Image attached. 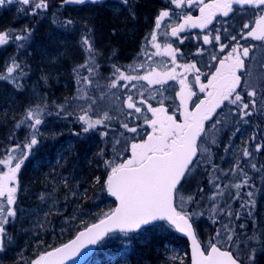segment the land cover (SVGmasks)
Segmentation results:
<instances>
[{"label":"snow or ice","instance_id":"1","mask_svg":"<svg viewBox=\"0 0 264 264\" xmlns=\"http://www.w3.org/2000/svg\"><path fill=\"white\" fill-rule=\"evenodd\" d=\"M25 6L22 11L32 16H38L40 12L47 11L50 8L49 0H15ZM100 0H61L60 7L70 4L84 5L86 3L96 4ZM124 5H128L129 0H121ZM14 0H0V7L11 5ZM169 3L177 8L188 6H198L199 15L192 16L185 14L183 22L171 27L170 35L179 37L181 32L186 28L208 29L209 25L217 19V16L228 17L235 11L234 6L239 5L241 8L250 7L254 12H258V17L253 23H244L241 31L237 35H231L230 41H234L231 46L228 43H221L219 29H215V35L208 31L202 36L204 45H219L220 52L230 48L223 58L211 54L210 59L214 65H206L211 70L208 74L202 73L195 62H186L177 64V54L179 49L173 47L171 43L161 44L158 40L156 30L161 29L162 22L169 18L170 10H161L155 19V30L146 39L150 46L155 49L154 52L147 54L149 60L152 57H168L172 67L167 64L157 63L156 67L145 69L144 63L129 65V70H122L121 67L112 65V78L108 85L109 88L116 89L122 87L127 90L124 106L128 110L125 112L126 118H133L141 123L122 122L121 127L126 132L133 134L129 139L124 137L123 152L127 156H118L115 159L104 160L103 163L108 169L104 187L107 192L116 198L118 205L104 213L96 223L86 226L80 231L75 239L61 247L52 249L39 254L31 264H66V261L80 254L81 250L89 245H97L110 234L122 233L127 236L130 233L140 232L146 229H163L165 227L175 229L183 233L191 240V261L190 264H256L258 251L264 252V244L260 248L249 247L247 241L255 239L254 236H246L245 244L241 246L235 229L229 228L224 224V232L217 230L215 239H209L207 245H203L198 239L196 230L193 226V217L195 213L186 211L185 205L194 202V197H184L180 194L182 181L191 176L193 172L200 167L202 160L211 161V147L205 145H215L217 136L223 127L228 123L227 118L221 120L215 118L218 116L217 110L229 108L233 116L236 117L235 123H249L248 117L253 115V110L257 105V88L254 81H251L252 72L248 70L246 60L250 59V53L254 50V45L245 46L240 40L252 39L264 42V0H211L206 3L205 0H169ZM30 9V11H29ZM73 21L67 19L62 27L67 28L72 25ZM34 29L25 27L20 32L12 30H0V47L9 44H16L17 47L23 48L24 41L29 40ZM89 32L91 29L88 30ZM227 32V29H225ZM164 35H168L165 31ZM187 37L180 38L183 43ZM199 39V37H197ZM80 44L84 51L87 52L86 62L79 65L74 71L79 76V69H84L87 75L80 76L78 83L83 85L79 99L91 101L87 107H81L83 113L77 117L82 123V132L88 133L97 126L108 128L112 116L108 111L98 114L95 119L89 115L92 111L95 100L87 95L84 89L93 85L99 88V82L94 81L98 72V65L95 61L96 50L92 38L84 34L80 38ZM204 49L200 48L195 53L197 56L203 55ZM163 67V70H158ZM177 67L182 68V73H177ZM140 69H145V74H139ZM241 70L247 72L250 82L245 95L241 94L242 80ZM136 73V74H132ZM193 75V82H189L188 75ZM24 75V67L17 59H11L6 68V74H0V80L10 81L17 88L21 87L18 76ZM207 75V82H202L201 76ZM179 79L180 90L176 93L179 98V104L176 109L169 111L164 104V98L157 101L158 106L153 107L148 102L149 99H156V96L145 98L141 88L159 85L161 88L168 81ZM124 82V83H121ZM138 82H146L137 88ZM198 85V96L194 86ZM135 90L136 95L133 94ZM157 95L163 97L162 91L156 89ZM195 97V99H193ZM56 114L72 115L67 112L65 105H57ZM43 110L41 105H35L27 109L24 120L20 124L27 123L32 130L28 142L21 146L19 144L7 150L4 158H0V253L7 250L12 243V236L9 233V227L14 224L18 211L17 199L19 192L18 174L21 171L25 161L29 159L34 147L38 145L40 128L43 123ZM20 125L18 124L17 127ZM240 127H235L233 135L240 132ZM80 135V133H76ZM102 136H108V132L101 133ZM122 137L123 133L120 134ZM256 137L253 136L252 140ZM121 141L117 140L116 144ZM264 150V144L257 143L255 151ZM19 153V154H17ZM103 156V152L100 153ZM253 153L247 148L243 150V156L252 157ZM215 168V165H211ZM251 168L256 169L255 163ZM239 171L243 178L239 183L231 185L236 189L244 186L255 187L250 185V177L237 163L230 171ZM219 179V177H217ZM99 182V177L96 178ZM230 185L225 184L224 189ZM216 191L210 198L215 201L217 197L223 196L220 184H215ZM199 191L203 193L204 189ZM249 198L245 203L240 205L247 210V216H252V209L255 206L253 191L246 193ZM240 192L237 191L234 199H241ZM43 199V196H41ZM211 212L216 215L234 217L239 220L240 213L230 210L226 205L221 208L219 204H214ZM203 215V213H200ZM215 222V221H214ZM245 225L241 224L240 228L244 229ZM236 249L234 251L233 249ZM175 259V257H174ZM179 264H184L181 259Z\"/></svg>","mask_w":264,"mask_h":264},{"label":"trees","instance_id":"2","mask_svg":"<svg viewBox=\"0 0 264 264\" xmlns=\"http://www.w3.org/2000/svg\"><path fill=\"white\" fill-rule=\"evenodd\" d=\"M13 4L16 6L12 9H23L19 7L23 6L21 4L16 2ZM8 9H10V7L8 8L5 6L3 9L1 7L0 19L5 17L4 15L8 12ZM23 13H25V11H23ZM143 13H147V11H143ZM132 23L133 25L130 26L118 25V27L120 30L125 29L131 33L130 36H133L135 35L134 30L136 29V24L133 21ZM95 40L94 43L96 48H100L103 53L102 55L96 53L97 60L100 61L101 64H110L107 60L108 57H111V59H121L123 51L129 53V49H134L135 46V43L131 44L126 40L119 42L117 39H115V41L112 39L110 44L108 43L110 41L104 37V42L101 44L99 43V45L96 38ZM106 48H109L110 53L105 51ZM20 49L21 51L18 55L12 56L13 54H9V56H12L10 61L15 58L20 61L24 67V75L18 76L21 87L17 88L12 82L1 80V82L5 81V88L14 92V95H11L8 100L6 99V96L2 94L1 100H6V107L0 112V129L4 124L8 125V122L11 121L14 116L19 119V122H21L30 106V104L27 106L26 104H22L19 97L30 94L31 87L28 72L29 70L31 71L33 67H31V59H28V54L25 53L27 48L24 46ZM9 53H12L11 50ZM67 64L70 67L72 64L71 58L68 60ZM111 64L117 65V62ZM49 75L51 77V73H49L48 76ZM75 84V80L73 79L69 84V88H66L65 91H60L62 92V95L59 94L61 100L65 101L64 105L66 111L72 112V115L61 113L58 116L56 114L57 105L51 103L48 107L44 108L45 111L42 116L43 123L39 126L40 135L38 138L40 142L33 148L32 154L29 156V159L25 161V164L22 166L21 171L18 174L19 192L16 205L18 213L20 211L19 209L22 208L25 209V211H28L33 206L30 204L31 200L33 204L37 203L36 201H33L34 198H39L37 194H34V188L37 185L43 184V189L45 190L47 179L49 181L54 179V181L57 182L62 176H66L65 174L67 171L65 169L72 170L73 176L71 177H76L77 180L81 182L80 184H83L81 191L84 193V196L87 192L90 206L97 203V200H100L102 204L106 202L110 203L106 206L103 214L114 208L113 201L108 199L106 190L104 189V181L106 180L108 169L103 161L114 159L113 157L115 155L116 146L112 145V139L114 135L115 138L117 137L116 139H118L121 131L118 134H115V132L110 129L111 126L108 128L97 126L96 129L90 130L88 133L82 132L83 125L78 121V113L72 109V104L70 102V98L75 92ZM259 94L256 99H258L259 96L264 97V94L261 91ZM244 95L245 100L247 101L248 98L246 92H244ZM257 105L262 106L264 104L260 103ZM258 108L256 106L253 110V115L248 117L249 123L244 124L246 129L242 130V127H240L242 133H246L242 135L246 137L247 149L252 152L253 155L250 158H245L240 155V157L235 160V164L229 166L230 169H233L237 163H240L241 167L244 168V171L251 178L249 184L255 185V187L244 186L238 190L231 186L239 183L243 176L238 170L232 172L229 169L227 177L218 182V184L221 185L223 196L217 197L215 201L211 200L210 198L216 191L215 184H217L212 182V177L210 178L212 175L211 165L214 164L212 163V160L210 162L208 160H202L200 167L193 172L195 178L191 182L189 180L186 181L180 189V194L184 197H194V202L188 204L189 208H187L186 211L190 213L197 212L193 217V223L198 237L204 245L206 244V242H203L205 241L203 240L204 234L207 235L209 239H215L216 231L220 230L221 232H224L223 226L224 224H227L229 228L235 229L236 233L240 234L237 239L241 246H244L245 237L254 236L257 229L256 227L260 224L261 212L264 210V150L256 152L255 145L257 143L264 144V112H262V109L259 110ZM17 125L15 127H17ZM19 125V128L14 133H10L7 130L5 131L4 136L0 138V157H4L7 150L15 145L19 144L22 148L23 145H25L24 143L27 142L31 134V129L22 132L24 127L21 124ZM8 127L12 128V125H8ZM50 131H52L53 134H51ZM104 131L108 132V136L105 137L101 135ZM122 131L124 132L123 129ZM54 133L55 136L53 137ZM76 133H80V135H76ZM240 135L241 134L234 136L239 137ZM253 136L256 137L255 140H252ZM225 137L221 139L222 142H225ZM55 138H57L56 142ZM221 149L222 144L220 146L217 145L215 151L220 152ZM101 152H103V156L100 155ZM216 160L219 163V155H217V159L215 155V167L220 165V163L217 165ZM252 163L257 165L256 169L251 168ZM224 165L227 167L226 163ZM97 177L100 178L99 182H95ZM189 178H191V176ZM225 184L230 186L227 189H224L223 186ZM200 188L204 189L203 193L199 191ZM237 191L240 192L241 199H234ZM248 191H253L254 196L252 199L255 200V206L252 209L251 217L247 216L246 209L240 207L242 203H245L249 199L246 195ZM45 193H48V191H45ZM214 204H219L221 208H224L227 205L234 213L239 212L241 218L236 220L234 217L230 218L224 215L213 214L211 209ZM200 213H203V215H200ZM103 214H92L91 219L86 221L83 226H80L77 231L97 222ZM241 224L245 225L244 229L240 228ZM18 226L19 224H15L14 228L17 230ZM54 234H56V231H53L52 233L45 229L44 231H41L39 236L35 237L40 244V254L46 251H51L59 245L61 246L76 233L69 236V238L67 237L65 240H62L60 237H53ZM111 237L122 242L115 246L111 243L109 244L108 239L100 245L98 252L92 257V264H166L169 256L168 246L179 247L188 254V243L177 232H174L171 228L167 227L163 229H146L140 232V234L127 236L120 234ZM139 240H143V242L141 243ZM251 244L250 241H247L249 247H251ZM262 244H264V237ZM116 247H118V249H116ZM8 249L11 251V247L9 248L8 246L7 250ZM7 250L5 252H9ZM233 250L236 251L235 248ZM10 262H13L14 264H31L30 260L26 261L24 259H18V261L13 260ZM257 262L264 264V254L258 256ZM186 264H189V258H187Z\"/></svg>","mask_w":264,"mask_h":264},{"label":"bare ground","instance_id":"3","mask_svg":"<svg viewBox=\"0 0 264 264\" xmlns=\"http://www.w3.org/2000/svg\"><path fill=\"white\" fill-rule=\"evenodd\" d=\"M49 3L50 8L46 12H40L38 16H32L23 13V11L19 9H10V11H8L4 15L5 17H2L0 19V30H12L15 32H20L25 27L34 29L29 40L24 41L23 44L27 48L25 53L28 54V59H31V67H33L32 70H29L28 72L30 87L34 88V86L36 85L37 89L35 90L36 92H29L30 94H27L28 96L25 95L19 98L21 99L22 104H26V106L30 104L29 108L34 107L35 105H41L43 112L45 111L44 108L48 107L50 103L54 105L65 104V101H62L61 97L59 96V94L62 93L60 91H65L66 88L68 89L69 84L73 81L74 77L78 76L77 72L74 71V69H77L79 64H81H78V62L81 61V59L83 60V62H86L88 54L84 55L82 53L84 50L82 48V45L80 44V38L82 35H84V33H81V31L88 32V30L91 28L92 34L98 41V45L99 43L101 44L104 42V37L110 41L108 42L110 44L112 39L113 41L117 39L119 42H123L124 40H126L131 44H134L135 40V35L130 36V32L126 31L125 29L120 30L118 27V25L124 26L123 24L130 23L133 20L126 16H122L121 18L118 17L119 13L116 11V7L114 5H110L102 11H96L89 8L84 9L81 6L72 7V5H64L63 7H60L61 0H49ZM139 4L140 6L135 9L136 11L134 12V14L135 16H137V18L143 20L144 16L146 15V13H143V11L149 12L150 9H152L150 8L152 6V2L150 0H144L143 2L139 1ZM67 19H71L73 21V24L68 26L67 28L62 27L63 23ZM67 33L76 34L70 35ZM95 41L96 40L93 37L92 42ZM7 48L9 49L8 52L6 51V53H4L3 51ZM10 49L12 53H9ZM131 50L132 49H129L128 52L130 53ZM20 51L21 49L17 47L16 44H9L7 46L0 47V74H6V68L11 62L10 58H12V56L14 55H18ZM97 51L102 52V50L100 49H97ZM105 51L107 53H110L109 48H106ZM129 53L123 51V54L121 55L124 57L125 54ZM9 54L13 55L9 56ZM76 55H79V57H77ZM69 57L72 60V64L70 65V67L67 64ZM107 60L110 62V64L107 63L110 66L113 65L111 64L113 62H117L119 64H124L125 62H127V59L119 60L116 58L111 59V57H108ZM97 64L101 66L98 68L97 73L106 72L108 70L106 65L103 63L101 64L100 61H97ZM81 72L84 71L81 70ZM49 73H51V77L50 75L48 76ZM44 79H46V81H44ZM4 82L5 81L1 82L0 80V112L6 107V100H1L2 94L5 95L6 99L8 100L11 95H14V92H11L5 88L6 84ZM17 124H19V119L14 116V118L8 122V125H12V128H9L7 124L1 126L0 138L4 136L5 131L7 130L10 133H14L19 128L15 127ZM110 126L113 127V131L115 132L117 128H114V124L112 123L110 124ZM111 127L110 129H112ZM50 132L51 134H53L52 131ZM54 136L55 133L53 137ZM56 141L57 138H55V142ZM65 170L67 171L65 175L68 179L64 180L68 181L67 183H69V186L73 185L75 183L74 180L71 181L73 171L69 169ZM82 187L83 184H80L78 186V188H81V190ZM54 188H56L59 197H63L68 194L71 195L68 186L65 187L63 185H56ZM81 190H79L81 199L80 202H82V204H84L83 207L86 208L89 205V198L87 197V192L84 196ZM45 191H48L50 197H52V195L54 196V193L56 194V192L52 190V185L46 186L45 190L43 189V184L37 185L34 188V194H37L39 198L40 195H44V197L50 198L49 196L47 197ZM37 200L38 197L33 199L34 202H37L34 204L32 200L30 201V204L33 205L31 208H35L40 204ZM21 210L25 209L22 208ZM44 229H46L47 231H51L52 233L53 231H56V234H54L53 237H60L62 240L67 239V237L63 238L58 234V224L54 225V219H46ZM80 231H77L76 234ZM76 234H74L73 237L67 240L65 243L74 239L76 237ZM8 264L14 263L10 262Z\"/></svg>","mask_w":264,"mask_h":264},{"label":"rangeland","instance_id":"4","mask_svg":"<svg viewBox=\"0 0 264 264\" xmlns=\"http://www.w3.org/2000/svg\"><path fill=\"white\" fill-rule=\"evenodd\" d=\"M15 6L16 5L11 4L10 9H12ZM4 7L5 6H2V9ZM10 9H8V11H10ZM257 49L258 50L256 51V57L254 59L255 66L252 67L251 70L249 71L252 72L251 81H254L256 88H257V93L259 94L260 91H262V93L264 94V46L257 48ZM8 50L9 49L7 48L3 52L6 53V51ZM73 61H74V58H73ZM95 61L97 64V61H98L97 56H95ZM84 75H87V72L80 71V76H84ZM245 76L246 78L242 82L244 92L249 90L248 83L250 82V78L248 74H246ZM111 78H112V69L109 68L106 72L97 73L92 78L94 81L99 82V85H100L99 88L93 85L90 88L84 89V91L87 92V95L91 96L95 100L92 111L89 112V115L92 116L93 119H95L98 114L102 113L103 111H108L109 115L113 117L110 124L114 123L115 120H116V123H119V121L121 120V117L125 115V112H126V108L123 103L124 99L126 98V92L124 93L123 91L124 89L122 87H118L116 89L109 88L108 85L111 81ZM79 79L80 77L78 76L74 77V80L76 83L75 88H74L75 92L73 96L70 98L72 109L76 113H78V116L83 114L80 111L81 107L86 108L88 103L91 102L86 99L77 98L80 95H82V92H78V89H83V85L78 83ZM44 81H46V79H44ZM36 89H37V86L35 85L34 88H31L30 93L36 92L35 91ZM260 103L264 104L263 96H259L257 99V104H260ZM256 106L257 108L261 107L258 109L259 110L262 109V112H264V105L262 106L256 105ZM231 116H233V114L228 109L229 122L227 123V125L230 129L229 134L226 137L223 135L225 133L224 132V128L226 126L225 125L222 131L217 136V143L214 145V149H211V151L215 152L214 155H216V159H217V155H219L220 157V160H219L220 165H218L219 163L216 160L218 166L211 169L212 175L210 176V178L212 177L213 183H218L219 180L222 181L224 178L227 177L229 169H230L229 166H231L232 164H235V160H237L240 157V155L243 156V150L247 148L246 137H244L242 134L239 137H235L233 135V131L235 127H242V126L244 127L245 125L243 122L237 125L234 121H232V119L230 118ZM80 124L82 123L80 122ZM21 125L24 127L22 132H25L27 129H30L27 123H23ZM111 128L113 130V127ZM121 128H117L115 131V134H118L120 131L121 133L125 134L126 130L122 128L124 130L123 132ZM243 134H246V133H243ZM127 136L128 138H131L130 135H127ZM223 137H225V142H222L221 140ZM116 138L114 135L112 139V145L116 146L115 155L113 157L114 159L117 158L118 156L128 155V153L122 151V148L125 147L124 141L123 143L119 145L117 144L115 145L117 141ZM27 142H25L24 144H26ZM221 144H222L221 151L216 152L215 149L217 145L220 146ZM205 146L211 147V145H205ZM211 157H212V154H211ZM0 158H4V157L1 156ZM225 163L227 164V167L224 165ZM217 177H219V179H217ZM194 178H195V175L192 174L191 178H188L187 181L189 180L191 182ZM64 179H68L67 176H62L61 179L57 180V182L54 181V179L50 181L47 179L46 186L52 185L53 186L52 190L56 192V194L54 193V196L52 195V197H50L49 193H46L47 197L49 196L50 198H46L43 195V199H41V195H40V198H38L37 200L39 201L40 204L36 206L35 208H30L28 211L19 209L20 211L17 215V218L14 224H12L9 227V233L12 236V243L9 245V248L11 247L10 249L11 251H9L8 249L7 251L9 252L0 253V264H8L10 263V261H13V260L18 261V259L20 260L24 259L26 261L34 260L40 254L39 253L40 244L37 242L35 237L39 236L41 231L45 230L44 224H45L46 219L48 218L54 219V225L58 224V229H57L58 234L63 238L65 237L69 238V236L76 233V231L78 230L80 226H83L86 223V221H89L91 219L92 214L93 215H97L98 213H100V215L103 214V211L105 210L106 206L110 204L107 202L104 204H101L100 200H97V203H95L93 206L88 205L86 208H84L83 207L84 204L80 202L81 199H80L79 190H81V188H78L81 182H79L76 177H73L71 181L74 180L75 183L69 186V183H67L68 181ZM95 182H97V180ZM56 185L57 186L63 185L65 187L68 186L70 189L71 195L68 194L63 197H59V194L56 191V188H54ZM82 194L84 193L82 192ZM185 208L186 209L189 208V205L186 204ZM194 213L196 214L197 212H194ZM260 217H261L260 218L261 221H260L259 226L256 227L257 229L254 235L255 239H253L254 241H250L252 243L251 247H256L257 249H259L261 244L263 243L264 210L263 212H261ZM15 224H19V226L17 227V230L16 228H14ZM203 240H205L203 242H206L207 244V242L209 241V238L207 237V235L204 234ZM121 242L122 241H118L114 237H110L108 240L109 244L111 243L115 246L117 244H120ZM139 242L142 243L143 240H139ZM116 249H118V247H116ZM168 254L169 256H168V260L166 264H179L181 259L184 261V264H186L187 258H189V253L186 254L181 248L176 247V246H168ZM261 254H264V252L262 251L257 252L256 264H260L259 262H257V258L258 256H261ZM92 263L93 261H90L88 264H92Z\"/></svg>","mask_w":264,"mask_h":264},{"label":"flooded vegetation","instance_id":"5","mask_svg":"<svg viewBox=\"0 0 264 264\" xmlns=\"http://www.w3.org/2000/svg\"><path fill=\"white\" fill-rule=\"evenodd\" d=\"M139 1L143 2L144 0H129L128 5H124L121 0H100L99 3L96 4H92V3H86L84 5H79V4H70L72 5V7H77V6H81L84 9H93L96 11H102L103 9H105L106 7H109L110 5H114L116 7V11L119 13L118 17H122V16H126L128 18H130L131 20H133V22L136 24V29L134 30L135 32V46L134 49H132V51L129 54H125V56H121V59L119 60H124L127 59V62H125L124 64H119L117 63V66L121 67L122 70H129L128 68L129 65H137L141 62L144 63L145 69L151 67H156L157 63H160L161 65L163 64H167V66L170 68L172 67L171 62H170V58L168 57H152L151 60H149L147 58V54H150L152 52L155 51V49H153L150 44L149 41L146 39V37H149L150 34L155 30V19L158 15V13L161 10H170V17L169 18H165V21L162 22V26L161 29L156 30L158 33V40L159 42L163 45L165 43H171L173 45L174 48L179 49V53L177 54V64H184L186 62H195L197 64V67H199L201 69L202 73L208 74L210 72V68L207 67L206 65L212 64L214 65V62L211 61L210 56L211 54H215L220 58H223L224 55L227 54V52L230 50V48L225 49L224 52H220L219 50V45L213 46V45H204L203 41H202V36L207 33L208 31H212L213 35H215V29H219V33L221 35V43H228L230 46L232 43H235L234 41H230L229 37L231 35H237V39L239 40V35L238 33H240L241 31V26L244 23H253L254 20L258 17V12H254L250 7H243L241 8L239 5H235V11L233 13H230V15L228 17H222V16H217V19L215 21H213L212 25H209L208 29H200V28H191L188 27L186 28V30L184 32H181L179 34V37H172L170 35V31H171V27L176 26L178 23H182L183 22V16L185 14H189L192 16H198L199 15V10H198V6H193L191 8H189L188 6H184V7H180L177 8L175 5H172L169 3V0H150L152 2V6L150 8V11L146 13V15L144 16V19L141 20L140 18H137V16H135L134 12L136 11L135 9L140 6ZM15 2V0H14ZM206 3L211 2V0H205ZM7 6L8 8L10 7V5H4ZM20 8L24 9V6H19ZM133 10V11H131ZM122 13H120V12ZM44 11H42L41 13H43ZM124 26H130L133 25L132 22L130 23H125L123 24ZM91 29V28H90ZM225 29H227V32H225ZM165 31H167L168 35H164ZM77 33V32H76ZM76 33H67L70 35L76 34ZM81 33L87 34L89 35L92 39L94 37V39L96 38L93 34H92V29L89 32H83L81 31ZM65 34V35H67ZM63 35V36H65ZM187 37V39H184L183 43L180 42V38L182 37ZM197 37H199V39H197ZM241 44H244L245 46L248 45H254V50L250 53V59L246 60V65L248 70H251L252 67L255 66V57H256V51L258 50L257 48H260L262 46H264V42H260V41H255L252 39H247V40H240ZM94 48L95 50L100 49V48H96L95 43L93 42ZM203 48L204 52L203 55L201 56H197L195 55V53L198 51V49ZM101 50V49H100ZM84 55H87L86 51L82 52ZM97 54L101 55L103 54L100 51H96ZM107 54V53H105ZM80 55V54H79ZM79 55H76L77 57H79ZM96 56V55H95ZM81 63H85L83 62V60L81 59V61L78 62V64ZM79 64V65H81ZM107 69L111 68L112 66L105 64ZM98 67H101L100 65H98ZM145 69H140L139 70V74L143 75L145 74ZM85 71L84 69H79V74L80 71ZM158 70H163V67L159 68ZM177 73H182L183 69L177 67L176 69ZM132 74H136V73H132ZM247 72H245L244 70H241V75L243 76V80L246 78ZM80 77V75L78 76ZM93 78V77H92ZM188 80L189 82H193V75H188ZM201 80L202 82H207V75H202L201 76ZM242 80V82H243ZM124 83V82H122ZM144 84L146 85V82H138L137 84V88H140V85ZM160 89L163 93V97L157 95L156 89ZM199 86L195 85L194 86V90L197 91L198 96L203 97V93H199L198 91ZM141 91L144 92V96L145 98L151 97V96H156V99H149L148 102L151 103L153 105V107H157L158 103L157 101L160 100L161 98H164V104L166 107L169 108V111H173L176 109L177 105L179 104V98L176 96V93L180 90V85H179V79L175 80V81H168L162 88L159 85H155V86H149L146 89L145 88H141ZM124 93L126 92L127 94V90L124 89L123 90ZM238 91H241V94L244 95V90H243V84H242V89H238ZM133 94L136 95L135 90H133ZM195 99V97L193 98ZM234 106H228L227 108H224L222 110H217L218 112V116L215 118H219L221 120L225 119V117L227 118V121L229 122V117H228V109L229 108H233ZM126 111H128L126 109ZM135 115L138 114H134ZM133 118H126L125 115H123L121 117V120L119 121V123L115 122L113 123L115 126V129L118 127H121V123L122 122H128L130 126L133 125V123H141V121L139 120H135ZM232 119V121L235 122L236 117L235 116H231L230 117ZM240 126V125H239ZM226 129V130H225ZM241 129V128H240ZM242 129H245L242 126ZM229 127L226 124L225 128H224V136H227L229 134ZM234 132V131H233ZM244 132V131H243ZM238 134H243L242 130H240V132L235 133V135ZM127 135H130L132 137L133 134L125 132L124 136H120L118 137L117 140H120L121 143H123V139L124 137H126ZM128 137V136H127ZM130 139V138H129ZM120 143V144H121ZM119 145V144H117ZM211 149H214V145H211ZM214 151H211L212 157V163H215V155H214Z\"/></svg>","mask_w":264,"mask_h":264},{"label":"water","instance_id":"6","mask_svg":"<svg viewBox=\"0 0 264 264\" xmlns=\"http://www.w3.org/2000/svg\"><path fill=\"white\" fill-rule=\"evenodd\" d=\"M219 110V109H218ZM184 181H182L183 183ZM108 197L115 202V205H118V201L116 200L115 197L111 196L108 193ZM115 206V207H116ZM98 222V221H97ZM194 226V224H193ZM143 231V230H142ZM174 232H177L186 242H188V253H189V258L191 261V240L189 237H187L186 235H184L183 233L178 232L177 230L173 229ZM141 232V231H140ZM140 232H136L134 234H138ZM78 234V233H77ZM76 234V235H77ZM115 234H122V233H114V234H110L111 235H115ZM197 234V231H196ZM128 235H132V233L128 234ZM109 237H106L102 242L98 243L97 245H89L88 247L84 248L81 250L80 254L77 256H74L72 259L66 261V264H86L88 263V261L91 259V257L97 252L99 245L102 244L104 241H106ZM75 239V238H74ZM73 240V239H72ZM70 242V241H69ZM67 242V243H69ZM202 243V242H201ZM66 244V243H65ZM63 246V245H62ZM61 247V246H59ZM57 248V247H56Z\"/></svg>","mask_w":264,"mask_h":264}]
</instances>
